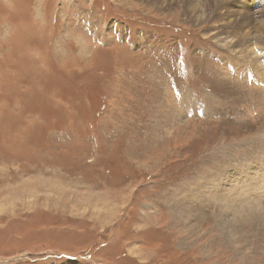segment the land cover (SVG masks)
Listing matches in <instances>:
<instances>
[{
  "label": "rangeland",
  "instance_id": "rangeland-1",
  "mask_svg": "<svg viewBox=\"0 0 264 264\" xmlns=\"http://www.w3.org/2000/svg\"><path fill=\"white\" fill-rule=\"evenodd\" d=\"M261 22L264 0H0V264H264L263 205L224 218L241 165L195 202L263 163Z\"/></svg>",
  "mask_w": 264,
  "mask_h": 264
},
{
  "label": "bare ground",
  "instance_id": "bare-ground-1",
  "mask_svg": "<svg viewBox=\"0 0 264 264\" xmlns=\"http://www.w3.org/2000/svg\"><path fill=\"white\" fill-rule=\"evenodd\" d=\"M218 1H220V0H216V2H218ZM244 16H246V15H244ZM261 24L264 25V22L263 23L261 22ZM250 51L253 52V49ZM257 53H259V52H257ZM257 53L255 51V53L250 56L251 59H249V60H250V64L252 66H254L257 70H259L260 64L258 62L259 60L257 59L258 58ZM245 57H247V56H245ZM262 64H263V69H264V63H262ZM247 72H248V70H246V74H247ZM239 73H240V71H239ZM253 81H256V80H253ZM258 81H259V83H253L252 87L254 88V90L256 91L257 94H259L261 92L264 93V83L260 82V81H262V79H260ZM263 96H264V94H263ZM170 97H172V99L168 100V104H170L169 110H172V112H173V109H175V108L177 109L178 106H180V103L178 102V100H177L176 96L173 94V92L171 93ZM260 101L264 102V97L261 98ZM260 144H262V143H260ZM262 146H263V144H262ZM257 151L259 152V149ZM261 151H263V149ZM256 156L257 155H255V154H253L252 157L241 156L240 158H235L232 161H231V159L228 158L230 160L229 164L225 163V165L222 169L213 172L211 174L212 176L208 180L205 181V179H202L198 184L196 183L195 202L201 201V203H204L207 205H208V203L209 204H212V203L215 204L216 202H215V199L212 195V186L214 185V181H216L215 180V174L220 173L221 171H223L226 168H229V166H231V165L232 166L230 168H233L235 163H236L237 164L236 166L241 165V168L234 167L233 169L226 170L224 172V175L226 177H228L229 180H226L225 178H221V183L219 184V187H218V189L222 195L221 202L223 204H225V206L227 208H229L232 205V208H229V211L225 212L224 218L225 219L227 218L226 222L228 224H232V225L242 224L241 222H238L241 220V217L246 218V216L247 217L249 216V218H250L251 212H253L256 209V207H259V205H261L260 207H262V205L264 207V193H263V195H261V193H260L261 188L264 186V160H263V163L260 164L259 163L260 159L257 158ZM259 156H261V155H259ZM255 158H256V160H254ZM257 159H259V160H257ZM261 160H262V158H261ZM259 171L261 172V179H263L260 182L258 181L259 180L258 178H257L258 180L255 178V175L257 173L258 174L260 173ZM201 206H203V205H201ZM230 212L232 213V215H235L236 217L231 218ZM257 213H261V212L258 211ZM173 214H174V216L179 217V218H175V221L180 222V220H181L180 218H182V216L179 214H183V213L174 212ZM259 215H261V214H259ZM254 216L256 217V215H254ZM263 216H261V217H263ZM255 217H253V218H255ZM181 224L183 225V223H181ZM184 225H186V224L184 223ZM232 236L233 235H231V237ZM234 239H236V238H234ZM231 240L234 241L233 239H231ZM234 243H236V241H234ZM246 257H247V254L244 253V255L242 256L241 259H246Z\"/></svg>",
  "mask_w": 264,
  "mask_h": 264
}]
</instances>
